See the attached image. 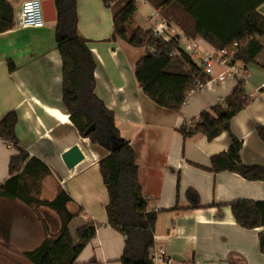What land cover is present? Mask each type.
<instances>
[{
	"label": "crops",
	"instance_id": "1",
	"mask_svg": "<svg viewBox=\"0 0 264 264\" xmlns=\"http://www.w3.org/2000/svg\"><path fill=\"white\" fill-rule=\"evenodd\" d=\"M4 1L11 8L13 24L0 33V119L10 111L16 113L18 147L47 170L38 179L27 177L24 182L37 186L40 200L53 201L60 192L69 196L66 208L75 217L68 229L74 241L78 228L94 224L95 236L76 264H120L124 239L106 222L108 198L98 155L82 147L86 139L78 135L61 103V61L54 22L40 29L19 28L16 14L24 0ZM75 7L78 35L88 42L96 62L94 96L112 112L120 137L131 145L147 210L156 212L154 246L165 251L171 264H264L258 243L264 229H242L228 206L237 200L264 202V182L205 170L210 168L211 157L227 151V133L212 141L202 135L183 139L178 133L182 125L222 103L236 84L227 80L190 94L178 113L158 108L134 79L129 46L124 41H110L112 12L100 0H75ZM258 12L264 16V6ZM140 24L138 20L132 28L142 29ZM256 40L262 47L252 63L257 67H243L249 77L244 90L251 96L250 102L230 120L229 129L242 143L241 163L264 167V142L257 133L264 131V61L256 60L264 57V37ZM54 110L65 116L66 122L50 114ZM74 147L83 160L67 169L61 156ZM16 153L11 143L0 140V186L10 177L9 159ZM189 189L198 195L199 209L190 208L185 197ZM2 212H9L13 221L3 215L2 220ZM45 216L52 218V225ZM59 227L53 211L0 197V249L15 250L24 263L32 264L25 255L36 251L45 238L54 237Z\"/></svg>",
	"mask_w": 264,
	"mask_h": 264
},
{
	"label": "trees",
	"instance_id": "2",
	"mask_svg": "<svg viewBox=\"0 0 264 264\" xmlns=\"http://www.w3.org/2000/svg\"><path fill=\"white\" fill-rule=\"evenodd\" d=\"M55 9L54 40L61 61V103L70 123L82 139L105 151L98 169L108 202L105 206L107 225L120 233L124 245L120 264H151L156 212L148 211L138 181L135 153L122 139L114 116L94 96L96 62L88 42L78 35L75 0H52ZM112 12L110 41H124L132 49H142L133 76L142 93L158 108L178 113L198 82L206 76L200 66L186 56L174 39L163 40L152 29L131 28L136 13L134 0H100ZM161 12L167 22L188 38L201 40L209 49H230L238 44L236 62L244 67L254 63L262 52L256 37H264V16L258 9L264 0H147ZM13 24L9 5L0 0V33ZM11 69V64H9ZM250 100L244 88L233 91L208 112H202L178 129L183 139L202 135L212 141L227 133L230 145L226 152L210 159V173L228 172L251 182H264V167L245 166L240 160L242 143L230 134V120L244 110ZM17 116L14 111L0 119V140L11 143L17 153L10 157L9 179L0 186V197L22 200L28 206L47 208L55 213L60 227L54 237L45 238L41 246L25 257L32 264H76V259L95 236V226L88 223L71 238L68 225L75 217L67 211L69 196L60 192L53 201L40 200L37 186L24 182L47 173L45 166L20 147L15 136ZM93 127L88 134L85 132ZM264 142V131H257ZM38 165V166H37ZM34 166H37V170ZM185 197L191 209H199V197L187 190ZM236 225L245 230L264 229V202L237 200L229 205ZM259 250L264 255V230L258 235Z\"/></svg>",
	"mask_w": 264,
	"mask_h": 264
},
{
	"label": "built area",
	"instance_id": "3",
	"mask_svg": "<svg viewBox=\"0 0 264 264\" xmlns=\"http://www.w3.org/2000/svg\"><path fill=\"white\" fill-rule=\"evenodd\" d=\"M134 2L136 4H148L147 0H134ZM16 18L19 28H43L46 22L44 21L41 0H24L20 5ZM149 21H156L152 31L157 37L166 41L174 39L181 51L200 66L206 79L203 83L198 82L196 84L193 93L227 80L233 81L236 86L242 88L249 85L244 66L235 60L238 44H234L230 49H204L196 41L188 38L178 28L167 22L161 12L156 9L152 11ZM257 92L258 90L255 89L254 93ZM247 97L251 96L247 95ZM186 124L190 127V123ZM149 257L151 264H171L170 257L162 248L153 246Z\"/></svg>",
	"mask_w": 264,
	"mask_h": 264
},
{
	"label": "rangeland",
	"instance_id": "4",
	"mask_svg": "<svg viewBox=\"0 0 264 264\" xmlns=\"http://www.w3.org/2000/svg\"><path fill=\"white\" fill-rule=\"evenodd\" d=\"M136 5H137V10H136V13H135V16H134L132 22L130 23L131 24V28H132V26H134V24H136V22L138 23V20H140L141 21V24H140L141 26L140 27L143 30H146L147 28H149V29L152 28L153 29L155 27L156 21H151L150 22L148 20V18L150 17V15H151V13H152V11L154 9L151 8V6L149 4L137 3ZM197 43H198V45L200 47L203 46L201 42L197 41ZM127 50H130L129 51L130 53L128 55V57L130 59L129 62H131L135 66V63L143 55V50L142 49H132V48H129V47L127 48ZM261 58H258L256 60H260V62L264 61V57H261ZM254 66L257 67V65H255V64L252 65L251 64V65L248 66V68L252 69V68H254ZM133 71H134V67H133ZM82 147L84 149H86V150H91V152L97 153V155H98L97 158L98 159H100L103 155H105V151L99 149L98 147L91 146L88 139H86V144H83ZM89 156H91V153H89ZM90 159H91V157H90ZM2 215L7 219L8 222L13 221L12 220V215L9 214V212H2L1 213V219L3 220L4 217ZM45 219L49 222V225H52V224H50L52 222V218L51 217H46ZM9 224H11V223H9ZM72 226L74 227L75 225H72ZM18 255L21 256L15 250L0 249V264H28V263H24V261H22L23 259L19 258Z\"/></svg>",
	"mask_w": 264,
	"mask_h": 264
},
{
	"label": "water",
	"instance_id": "5",
	"mask_svg": "<svg viewBox=\"0 0 264 264\" xmlns=\"http://www.w3.org/2000/svg\"><path fill=\"white\" fill-rule=\"evenodd\" d=\"M41 6L44 16V21L46 23H52L55 21V9L52 0H41ZM93 130V127H90L85 134H88ZM62 162L64 163L67 169H72L80 161L83 160V155L78 148L74 147L67 151L61 156Z\"/></svg>",
	"mask_w": 264,
	"mask_h": 264
},
{
	"label": "bare ground",
	"instance_id": "6",
	"mask_svg": "<svg viewBox=\"0 0 264 264\" xmlns=\"http://www.w3.org/2000/svg\"><path fill=\"white\" fill-rule=\"evenodd\" d=\"M49 112H50V114H52L57 120H59V121H61V122H66V117L63 116V115H61V114H59L58 112H55V110H54V111H49Z\"/></svg>",
	"mask_w": 264,
	"mask_h": 264
}]
</instances>
